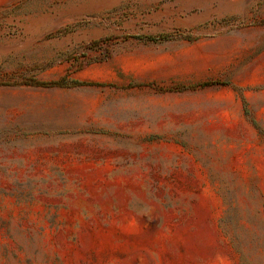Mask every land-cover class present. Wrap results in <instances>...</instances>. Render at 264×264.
<instances>
[{
  "label": "rangeland",
  "instance_id": "rangeland-1",
  "mask_svg": "<svg viewBox=\"0 0 264 264\" xmlns=\"http://www.w3.org/2000/svg\"><path fill=\"white\" fill-rule=\"evenodd\" d=\"M0 264H264V0H0Z\"/></svg>",
  "mask_w": 264,
  "mask_h": 264
},
{
  "label": "crops",
  "instance_id": "crops-1",
  "mask_svg": "<svg viewBox=\"0 0 264 264\" xmlns=\"http://www.w3.org/2000/svg\"><path fill=\"white\" fill-rule=\"evenodd\" d=\"M226 62L221 58H216L211 55H200V56H192L189 57L187 61L186 66V72L187 74L195 77L196 79H205L207 77H212L217 75L220 70L225 66ZM202 87H236L232 84H219V85H205ZM232 97H234V93L231 91L229 93ZM226 112L228 113H237V115H234L232 117H228L226 119V122L231 123H239L241 121L245 120V117L243 115H240V105L236 107H231L230 105L225 106ZM237 110V112L235 111ZM214 113V109L212 106L206 104L204 107H200V111L197 109L196 115L200 114L201 118L202 116L208 117L212 116ZM151 116L153 117H159V112H151ZM197 123H202V121H198ZM149 127H151L152 131H155L157 133L167 134L162 136L163 138L168 139H184L187 138V136L183 135V133H186L184 131V128L179 123L174 122L171 126L165 124L163 121H151L147 123ZM193 138H196L193 137Z\"/></svg>",
  "mask_w": 264,
  "mask_h": 264
},
{
  "label": "trees",
  "instance_id": "trees-1",
  "mask_svg": "<svg viewBox=\"0 0 264 264\" xmlns=\"http://www.w3.org/2000/svg\"><path fill=\"white\" fill-rule=\"evenodd\" d=\"M133 37L135 38H144L145 40L147 41H157V40H161V39H165V38H168L169 35L168 34H165V35H133ZM65 77H61L60 79L58 80H54V81H50V82H41V81H36L35 84H41V85H62L64 84V81H65ZM75 83H78V84H82L84 82L82 81H74ZM211 81H207V82H204L203 84H208L210 83Z\"/></svg>",
  "mask_w": 264,
  "mask_h": 264
}]
</instances>
